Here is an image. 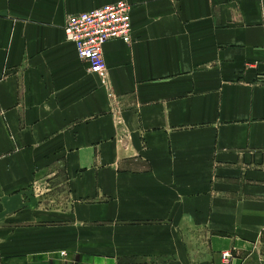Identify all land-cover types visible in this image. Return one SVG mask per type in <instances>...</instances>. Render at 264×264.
<instances>
[{"label": "crops", "instance_id": "0c3cea01", "mask_svg": "<svg viewBox=\"0 0 264 264\" xmlns=\"http://www.w3.org/2000/svg\"><path fill=\"white\" fill-rule=\"evenodd\" d=\"M0 264H264V0H0Z\"/></svg>", "mask_w": 264, "mask_h": 264}, {"label": "built area", "instance_id": "2783aa9c", "mask_svg": "<svg viewBox=\"0 0 264 264\" xmlns=\"http://www.w3.org/2000/svg\"><path fill=\"white\" fill-rule=\"evenodd\" d=\"M131 9L128 2L118 1L67 18L64 38L74 44L78 57L87 63L89 71L99 75L106 72L103 46L107 41L130 39ZM60 254L65 255V252ZM228 256V252L222 254L224 259Z\"/></svg>", "mask_w": 264, "mask_h": 264}, {"label": "bare ground", "instance_id": "6f19581e", "mask_svg": "<svg viewBox=\"0 0 264 264\" xmlns=\"http://www.w3.org/2000/svg\"><path fill=\"white\" fill-rule=\"evenodd\" d=\"M116 39H118V38H116ZM73 44V43H72ZM74 45V44H73ZM77 53V52H76ZM78 56V55H77Z\"/></svg>", "mask_w": 264, "mask_h": 264}]
</instances>
